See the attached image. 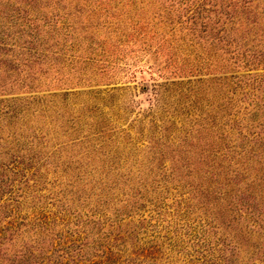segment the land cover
<instances>
[{
  "label": "rangeland",
  "instance_id": "374dc122",
  "mask_svg": "<svg viewBox=\"0 0 264 264\" xmlns=\"http://www.w3.org/2000/svg\"><path fill=\"white\" fill-rule=\"evenodd\" d=\"M0 264H264V0H0Z\"/></svg>",
  "mask_w": 264,
  "mask_h": 264
}]
</instances>
